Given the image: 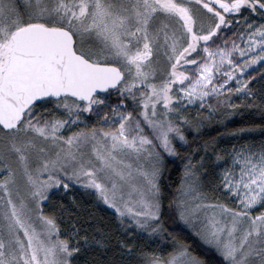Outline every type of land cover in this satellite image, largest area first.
Returning <instances> with one entry per match:
<instances>
[{
  "label": "snow or ice",
  "instance_id": "1",
  "mask_svg": "<svg viewBox=\"0 0 264 264\" xmlns=\"http://www.w3.org/2000/svg\"><path fill=\"white\" fill-rule=\"evenodd\" d=\"M257 66L264 0H0V264L89 247L93 264H264V140L182 158L167 210L218 260L162 221L169 158L234 101L264 102ZM73 185L114 211V258L107 236L62 229L50 194Z\"/></svg>",
  "mask_w": 264,
  "mask_h": 264
},
{
  "label": "trees",
  "instance_id": "2",
  "mask_svg": "<svg viewBox=\"0 0 264 264\" xmlns=\"http://www.w3.org/2000/svg\"><path fill=\"white\" fill-rule=\"evenodd\" d=\"M235 103L241 105L238 110H235L226 118L219 117L213 121H205L199 135L193 131L188 136V144L177 148L179 155L169 158L173 162L166 163L161 180L164 193L168 197L164 201L165 215L162 217L165 228L172 235L189 245L194 254L201 256L206 261L210 258L218 260V257L205 251V247L198 237L184 226L174 213H169L167 205L171 198V192L175 190L176 183L182 175L186 163L182 159L183 157L195 156L198 151L203 154V145L208 144L209 149L215 148V152H213V159H215L217 153L224 156V152L232 149L233 146L264 140V132L261 131V128H264V102L257 99L255 107H244L242 101H235ZM241 129H254V131L242 132ZM50 196V203L60 219L62 229H70L74 224L80 229L81 236L87 234L90 237L96 236L99 238L98 233L107 236L112 248V251L108 252L107 255L114 258L113 254L117 252V241L126 238L114 213L98 201L94 195L85 190L74 189L63 194L51 193ZM133 242L138 246L145 243L143 240ZM152 247H155V245ZM81 257L80 264H93L94 259L97 258L96 249L89 247L87 251H84L82 248Z\"/></svg>",
  "mask_w": 264,
  "mask_h": 264
},
{
  "label": "rangeland",
  "instance_id": "3",
  "mask_svg": "<svg viewBox=\"0 0 264 264\" xmlns=\"http://www.w3.org/2000/svg\"><path fill=\"white\" fill-rule=\"evenodd\" d=\"M264 71V68L260 67V66H257L256 67V71L252 72V75L254 76H259L260 72ZM260 81H257L254 85H253V88L255 89H259L260 88ZM236 101H242V100H236ZM235 102V101H234ZM261 142V141H260ZM260 142H248V143H245V144H242V145H247V144H250V143H256V144H259ZM241 146V145H239ZM239 146H236V147H239ZM230 150H226V152H224V157L226 158V154L228 152H230ZM173 158V157H171ZM74 189H80V190H84L82 189L79 185H73L71 186L68 190H64V189H59V190H56L54 189L52 193H58V194H63V193H68V192H71L73 191ZM102 203V202H101ZM103 204V203H102ZM104 205V204H103ZM107 209H109L112 213H114V211L112 209H110L108 206L104 205ZM115 214V213H114ZM183 224V223H182ZM184 225V224H183ZM185 226V225H184ZM194 233V232H193ZM195 234V233H194Z\"/></svg>",
  "mask_w": 264,
  "mask_h": 264
}]
</instances>
